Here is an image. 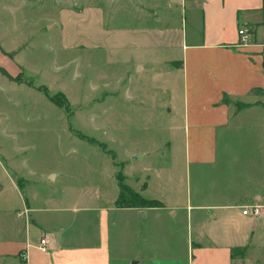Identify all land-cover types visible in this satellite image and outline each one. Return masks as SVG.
Segmentation results:
<instances>
[{
  "label": "crops",
  "instance_id": "crops-1",
  "mask_svg": "<svg viewBox=\"0 0 264 264\" xmlns=\"http://www.w3.org/2000/svg\"><path fill=\"white\" fill-rule=\"evenodd\" d=\"M130 1L127 12L144 17L146 28L112 31L114 13L86 8L75 41L83 49L130 47L138 55L135 69L150 89L134 87L138 78L130 70L126 96L148 99L155 110L180 118L184 172L157 173L161 208H118V199L70 209L26 201L24 242L0 211V264L16 257L23 264H264L251 259L255 234L264 230V159L232 152L248 147L233 140L244 129L239 117L264 110V0ZM86 25L92 29L84 34ZM242 28L251 32L247 46H241ZM123 36L129 44H119ZM149 190L144 184L141 193ZM251 206L261 207L258 218L243 215ZM247 227L255 231L248 234Z\"/></svg>",
  "mask_w": 264,
  "mask_h": 264
},
{
  "label": "rangeland",
  "instance_id": "rangeland-1",
  "mask_svg": "<svg viewBox=\"0 0 264 264\" xmlns=\"http://www.w3.org/2000/svg\"><path fill=\"white\" fill-rule=\"evenodd\" d=\"M130 2L0 0V66L20 81L11 83L0 74V211L22 242L27 225L17 214L26 201L50 209L108 205L119 197L117 176L136 193L148 183L150 190L141 195L157 200V173L184 172L180 118L155 110L148 99L126 96L130 70L138 78L134 87L150 89L146 75L135 69L138 55L130 47L107 53L75 41L86 8L114 13L112 31L146 28L144 17L127 12ZM83 27L84 34L92 29ZM95 35L104 43L105 37ZM119 41L129 44L124 36ZM239 121L244 129L233 140L248 147L232 152L264 159V110L245 111ZM253 245L251 259L264 263V230L256 232ZM23 263L18 257L8 262Z\"/></svg>",
  "mask_w": 264,
  "mask_h": 264
},
{
  "label": "trees",
  "instance_id": "trees-1",
  "mask_svg": "<svg viewBox=\"0 0 264 264\" xmlns=\"http://www.w3.org/2000/svg\"><path fill=\"white\" fill-rule=\"evenodd\" d=\"M264 10V6H263ZM0 73L8 78L10 81L14 83H18V79L16 77L11 76L5 69L0 67ZM20 82V81H19ZM124 177L117 176V182L119 184V198L116 202V206L118 208H161L163 204L157 200H147L140 196L138 193L134 192L128 185H126L123 181ZM245 252L244 249H236L232 251V254L236 252Z\"/></svg>",
  "mask_w": 264,
  "mask_h": 264
},
{
  "label": "built area",
  "instance_id": "built-area-1",
  "mask_svg": "<svg viewBox=\"0 0 264 264\" xmlns=\"http://www.w3.org/2000/svg\"><path fill=\"white\" fill-rule=\"evenodd\" d=\"M239 36L241 39V46H247L251 40V32L247 28H242L239 30ZM28 215V210H24L23 214L20 216H27ZM244 216H253L254 218H258L261 215V207L259 206H251L248 208H245L243 211ZM41 249H45L47 245V241L45 239L41 240ZM22 259L25 261L26 260V255L22 256Z\"/></svg>",
  "mask_w": 264,
  "mask_h": 264
},
{
  "label": "water",
  "instance_id": "water-1",
  "mask_svg": "<svg viewBox=\"0 0 264 264\" xmlns=\"http://www.w3.org/2000/svg\"><path fill=\"white\" fill-rule=\"evenodd\" d=\"M52 180H54V177H51Z\"/></svg>",
  "mask_w": 264,
  "mask_h": 264
}]
</instances>
